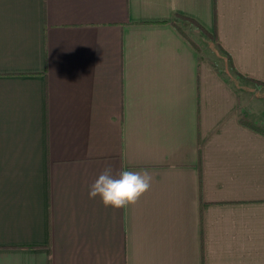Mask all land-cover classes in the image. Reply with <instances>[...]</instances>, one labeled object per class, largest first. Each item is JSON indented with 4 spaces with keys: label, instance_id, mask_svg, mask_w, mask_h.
Masks as SVG:
<instances>
[{
    "label": "crops",
    "instance_id": "1",
    "mask_svg": "<svg viewBox=\"0 0 264 264\" xmlns=\"http://www.w3.org/2000/svg\"><path fill=\"white\" fill-rule=\"evenodd\" d=\"M235 72L264 82V0H0V264H264ZM109 165L136 205L89 199Z\"/></svg>",
    "mask_w": 264,
    "mask_h": 264
},
{
    "label": "clouds",
    "instance_id": "2",
    "mask_svg": "<svg viewBox=\"0 0 264 264\" xmlns=\"http://www.w3.org/2000/svg\"><path fill=\"white\" fill-rule=\"evenodd\" d=\"M152 180L153 177L147 169L132 171L122 168L114 174L112 166L109 165L89 185L88 197H99L104 207L127 209L136 205L150 190Z\"/></svg>",
    "mask_w": 264,
    "mask_h": 264
},
{
    "label": "rangeland",
    "instance_id": "3",
    "mask_svg": "<svg viewBox=\"0 0 264 264\" xmlns=\"http://www.w3.org/2000/svg\"><path fill=\"white\" fill-rule=\"evenodd\" d=\"M192 34L200 41L201 44H203V39H201L202 37L199 32L195 30V32ZM242 79L243 81H239L238 85H242L241 93H243V103L248 108L244 109L245 114H243V117L246 118V121L250 122L251 124H256L258 127H261L264 130V85H257L258 87L256 88L250 84L246 85L247 83L245 79ZM247 86H250L251 89H249ZM245 87L249 89L248 92ZM246 106H244V108Z\"/></svg>",
    "mask_w": 264,
    "mask_h": 264
},
{
    "label": "trees",
    "instance_id": "4",
    "mask_svg": "<svg viewBox=\"0 0 264 264\" xmlns=\"http://www.w3.org/2000/svg\"><path fill=\"white\" fill-rule=\"evenodd\" d=\"M181 20L183 21V23L181 22ZM186 22L187 23H191V24H195V26H199L200 27V25L195 20H193L192 18L191 19H188L186 17H183L182 15H176V16H174L173 23L182 32H183V30H182V24L184 25V24H186ZM235 73L237 74L238 77L244 78L245 80H250L255 85H260V84L264 85V82L263 81L256 80V79H253V78H249V77H245V76L241 75L238 72H235ZM240 119L243 121V123H245L247 125H251L253 128H257L260 131H264L261 127H258L256 124H251L250 122L246 121V118L245 117H242Z\"/></svg>",
    "mask_w": 264,
    "mask_h": 264
}]
</instances>
